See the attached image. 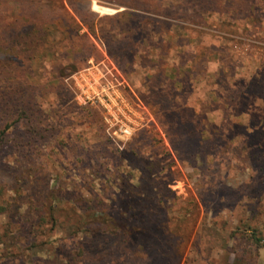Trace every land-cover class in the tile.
Listing matches in <instances>:
<instances>
[{"label":"rangeland","instance_id":"obj_1","mask_svg":"<svg viewBox=\"0 0 264 264\" xmlns=\"http://www.w3.org/2000/svg\"><path fill=\"white\" fill-rule=\"evenodd\" d=\"M63 1L0 0V107L37 112L0 151V264H264V0ZM141 159L170 192L131 209ZM164 198L178 261L144 240Z\"/></svg>","mask_w":264,"mask_h":264},{"label":"trees","instance_id":"obj_2","mask_svg":"<svg viewBox=\"0 0 264 264\" xmlns=\"http://www.w3.org/2000/svg\"><path fill=\"white\" fill-rule=\"evenodd\" d=\"M62 3V8H65V3L63 0H60ZM31 26H26V32L25 33H17L20 35V39L17 41V44L19 46L18 52L22 53L23 55H27L28 53H34L35 50L38 49L40 46V39L42 34V29L40 26L36 24H30ZM2 97H6L7 95H11L9 90H4L1 92ZM31 100L26 97L18 98L15 104L8 105L4 104L2 107H0V124L5 125L3 130H0V151L3 150L7 144H8V138H7V132L9 130V121L11 118L17 116L21 120L24 118H27L30 116V114H36V111H32L31 108H36L35 105L30 106ZM149 161L146 159H141L139 161V169L142 172V179L141 183L138 187H132L131 192L136 197L134 198L135 203H131L130 207L141 209V206L145 204L146 202L143 199H138V196L140 193L145 191L151 190V192H156L157 190L165 188L163 185L159 184L154 188V183L158 181L156 178L152 177V174L154 173V169L152 166L149 165ZM166 189V188H165ZM167 192H170L166 189ZM163 194V193H162ZM165 194V193H164ZM161 195V194H160ZM148 200V199H147ZM159 202V205H154L158 211V214H155L153 222L151 223L154 228L157 229L158 232H156V235H152V237L147 236L146 241H153L155 243V247L153 248L156 256L160 257L163 254H166V256L169 258L166 261H178L177 251L176 253H172L173 255H169L171 253V246L165 242L167 239H170V236L173 234L172 231H174L175 228H172V225H177L176 222H172L170 218L167 216V220H164L165 214L168 213L167 210V203L164 199H157ZM133 201V200H132ZM150 203L155 202L156 200H148ZM2 208H0V214L2 213ZM150 216H146L145 219L148 220ZM110 217L109 215H105L102 213V215L98 216L97 213H94L91 217V222H89L84 216L79 217V227L82 226H89L91 224L98 225L102 228L108 226V223ZM196 219L194 218V221ZM184 221V220H183ZM188 221V220H187ZM182 223V222H181ZM187 228V227H186ZM138 229L131 231L134 235H136ZM132 233L121 231L120 234L125 237L126 235L132 236ZM162 236H164L162 238ZM125 240V239H124ZM187 241L189 239H186ZM164 241V242H163ZM81 249L83 252L85 251V246L81 245ZM135 250V249H134ZM183 253V252H182ZM180 253V254H182ZM160 255V256H159ZM88 258H83V261H74V264H88L90 261H87ZM170 264V263H167Z\"/></svg>","mask_w":264,"mask_h":264},{"label":"built area","instance_id":"obj_3","mask_svg":"<svg viewBox=\"0 0 264 264\" xmlns=\"http://www.w3.org/2000/svg\"><path fill=\"white\" fill-rule=\"evenodd\" d=\"M117 124L122 125V127L125 128V132H126V133H130V132H131V128L128 127V126H126V125H124V124H123V121H122L121 119H116V125H117Z\"/></svg>","mask_w":264,"mask_h":264}]
</instances>
